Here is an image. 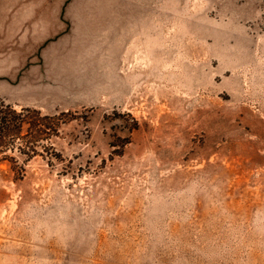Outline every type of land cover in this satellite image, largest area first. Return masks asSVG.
<instances>
[{
  "label": "rangeland",
  "instance_id": "rangeland-1",
  "mask_svg": "<svg viewBox=\"0 0 264 264\" xmlns=\"http://www.w3.org/2000/svg\"><path fill=\"white\" fill-rule=\"evenodd\" d=\"M0 98V264H264V0H0Z\"/></svg>",
  "mask_w": 264,
  "mask_h": 264
},
{
  "label": "trees",
  "instance_id": "trees-1",
  "mask_svg": "<svg viewBox=\"0 0 264 264\" xmlns=\"http://www.w3.org/2000/svg\"><path fill=\"white\" fill-rule=\"evenodd\" d=\"M67 116L65 113L43 116L32 108L17 110L0 98V164L9 165L15 178L22 180L26 171L25 161L21 164L20 158L31 160L40 153L39 148L50 157L57 158L58 154L50 142L59 136ZM134 129H138V124ZM112 147L120 145L112 144Z\"/></svg>",
  "mask_w": 264,
  "mask_h": 264
}]
</instances>
